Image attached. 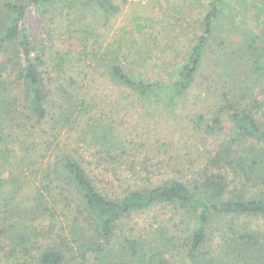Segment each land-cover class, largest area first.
<instances>
[{
    "label": "trees",
    "instance_id": "16d2710c",
    "mask_svg": "<svg viewBox=\"0 0 264 264\" xmlns=\"http://www.w3.org/2000/svg\"><path fill=\"white\" fill-rule=\"evenodd\" d=\"M80 1L105 14L116 10L110 0ZM206 1L203 31L186 63L177 67L176 78L167 84L147 82L112 65L108 70L113 81L146 102L171 107L181 101L200 70L213 24L226 2ZM51 2H0V142L4 143L0 152L8 167L5 178L0 177V198L4 196L0 237L10 248L2 253L4 259L10 264H166L159 249L146 240L123 237L115 242L114 236L131 214L173 205L192 218L187 256L193 264H264V230L237 225L247 218L260 219L264 225V123L250 111L255 104L260 106L257 100L251 108L225 100L219 110L228 114L233 137L219 146L194 181L169 177L110 193L96 181H105L112 190L114 183L123 182L129 171L120 166L136 167L125 159L131 150L116 140L110 126L95 119L92 104L84 98L61 88L60 102H54L40 70L42 62L32 56L36 50L24 25L26 8L42 10ZM258 10L264 13V0ZM246 32L245 50L254 57L248 73L257 76L264 90V23L260 33ZM14 83L20 88L19 98L11 93ZM220 123V117L214 118L206 131L215 132ZM72 132H77L78 144L85 147L90 142L91 158L85 159L77 145L76 149L66 143ZM143 173L132 172L129 178L150 180ZM230 174L234 186L228 182ZM217 222L228 224L232 233L214 250L208 244Z\"/></svg>",
    "mask_w": 264,
    "mask_h": 264
},
{
    "label": "rangeland",
    "instance_id": "374dc122",
    "mask_svg": "<svg viewBox=\"0 0 264 264\" xmlns=\"http://www.w3.org/2000/svg\"><path fill=\"white\" fill-rule=\"evenodd\" d=\"M110 2L116 10L109 14L80 0H52L42 10L27 6L24 25L36 50L32 56L42 62L40 70L51 91L50 97L59 103L60 89L65 88L75 98H84L92 104L95 119L110 126L116 140L131 150L130 157L125 159L134 161L136 167L131 170L130 165L120 166V170L130 173L123 174V182L114 183L112 190L105 181L103 184L100 179L96 181L110 193L137 189L169 177L194 181L219 146L233 137L228 114L219 110L225 100L251 108L256 99L260 106L255 104L256 108L250 111L264 123V90L257 76L248 73L254 57L245 50L249 35L246 31H262L264 13L258 10L260 0H226L213 24L208 49L189 93L171 107L140 100L117 85L109 74V66L120 65L132 76L167 84L176 78L177 67L186 63L203 31L208 1ZM247 87L251 90L247 91ZM12 88L11 93L19 98L17 83ZM244 91L248 95L242 94ZM216 117L221 119L220 127L207 132V125ZM68 138V145H77L85 159L91 158L90 142L85 147L78 144L77 132L70 133ZM3 145L0 142V149ZM3 155L0 152L2 179L8 171ZM135 171H143L142 177L146 179L147 175L150 180H131L129 177ZM228 182L235 185L233 175L230 174ZM3 198L1 195L0 211ZM237 225L250 231L264 230L263 222L255 218L242 219ZM192 227L191 216L183 210L158 205L122 220L114 241L139 237L157 247L166 264H193L187 256V238ZM230 229L228 224L217 222L208 246L218 250L223 238L231 237ZM0 238V264H10L2 256L10 249L7 239Z\"/></svg>",
    "mask_w": 264,
    "mask_h": 264
}]
</instances>
